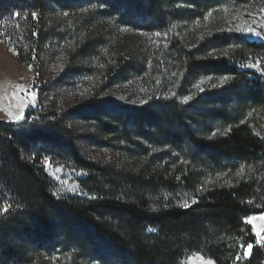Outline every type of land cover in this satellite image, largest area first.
<instances>
[{"label":"trees","instance_id":"1","mask_svg":"<svg viewBox=\"0 0 264 264\" xmlns=\"http://www.w3.org/2000/svg\"><path fill=\"white\" fill-rule=\"evenodd\" d=\"M185 1L192 18L218 0ZM77 5L79 13L64 16ZM165 9L173 19L184 15L167 0H0V39L18 63L33 69L38 91L19 123L0 122V264H186L192 255L214 264H264V245L245 222L264 214V138L252 119L263 108L264 84L241 79L234 124L208 138L186 126L171 130L173 120L180 121L178 128L189 119L174 103L153 99L105 113L113 102L102 94L127 72L150 88L142 78L146 61H135L139 52L127 60L110 55L108 19H117L115 27L120 20L133 25L146 19L145 27L169 31ZM100 22L105 26L98 29ZM68 38L73 60L63 69L64 80L86 73L98 82L88 97L62 107L53 95L54 82L43 79L41 58L48 45ZM193 44L172 48L190 78L219 71L240 76L225 57L236 62L250 49L264 54L263 46L235 35H207ZM206 46H234V52L219 56V64L201 56ZM88 57L101 68H87ZM247 108L256 110L251 118ZM78 118L93 119L96 133L79 136ZM184 143L192 148L177 155ZM44 161L77 173L81 194L58 195Z\"/></svg>","mask_w":264,"mask_h":264},{"label":"rangeland","instance_id":"2","mask_svg":"<svg viewBox=\"0 0 264 264\" xmlns=\"http://www.w3.org/2000/svg\"><path fill=\"white\" fill-rule=\"evenodd\" d=\"M167 3H170L172 10L184 14L173 19L170 17L172 11L164 10L163 19L168 22L169 31H167L168 29L161 31L163 27L158 26L145 27L146 19L135 21L133 25L126 24L128 21L125 19L124 21L120 20V23H117L119 27H115L117 19H111L112 17L108 19L107 26L109 25L108 27L113 29L110 38L105 39L113 47L110 55L119 54L118 56L127 60L130 55L139 52L135 61L138 64L141 63V59L146 61L147 67L142 78L149 80L150 88L143 87L137 73L127 72L126 75H123L122 80L116 81L110 89H106L102 94V100L111 99L110 101L113 103L110 104L117 106L108 103L105 113L113 111L114 107L116 110L120 109L118 106L127 110L132 109L155 99L158 101L157 104L174 103L177 108L184 110L185 118L191 119H187L185 125L181 123L178 128L180 121L173 120L175 125L171 128L172 131L178 129L180 132V129L184 131V128L188 127L198 136L207 138L224 134L229 129L228 124L230 122L234 124L236 104L239 103L234 95H239L244 91L243 81L264 84V54L250 49L247 50L248 53L244 58L236 62L234 59L225 57L227 65L231 68L235 67L236 73L240 76H234V73L228 72L224 74L219 71L215 73L218 75H199L196 78H190L186 77L181 70L177 63L178 59L172 53L175 48H172L179 47L178 45L181 44L188 47L194 46L193 42L202 41L207 35L221 34L235 35L247 43L264 47V0H252L245 3L232 2L231 0L213 1L203 10V13L192 18L187 17L191 8L185 0H167ZM74 10L76 12L67 11L64 16L71 15L73 17L74 14L80 12L81 5L74 7ZM102 26L105 25L100 22L98 29ZM157 33L160 35L157 36ZM116 36L120 37L115 38ZM171 43H173L172 46ZM71 44L69 38L62 44L55 41L46 47V54L41 58L43 79L46 82H54L53 95L62 107H70L74 103L82 101L84 97H88L87 94L97 90L94 85L98 81L86 73L73 76L71 79L67 77L64 80L63 69L67 65H72L73 60L70 59ZM227 50L234 52V46L227 47V49H209L206 46L202 49L201 56H211L219 63L217 58L225 54L227 56L230 53L229 51L227 53ZM86 60L87 68H91L93 71L95 68H101L100 65H97V59L92 60L88 57ZM201 91L205 93L200 94ZM37 93L33 69L18 63L15 52L8 47L5 41L0 39V122L19 123L29 103H32L37 97ZM48 99L51 98L48 97ZM261 102L263 108L257 116H253L256 112L254 108H247V115L250 116L249 118L253 116V121L256 120L255 122L260 124L264 138V97ZM217 111H221L223 118L212 117ZM103 121L106 122V120ZM74 126L77 130L76 133L86 138L95 134L98 129L96 122L89 118H78L75 120ZM181 139H184L183 136ZM183 145L176 147L178 148L175 150L177 155L179 154L177 150L192 148L188 143ZM83 146L89 147L87 143L86 145L84 143ZM93 150L96 149L93 148ZM100 151L98 150V152ZM171 151L173 150L171 149ZM101 154L105 155L106 153ZM225 163H222V167L227 168L228 165H224ZM44 167L49 178L56 185L58 195L78 196L81 194L76 184L79 175L73 170L51 166L47 161H44ZM228 171L230 170L226 169L224 175L228 174ZM261 217H264V214L249 217L252 222L248 224L252 228L257 243L264 245V219ZM186 264H214V262L200 255H192L187 259Z\"/></svg>","mask_w":264,"mask_h":264},{"label":"snow or ice","instance_id":"3","mask_svg":"<svg viewBox=\"0 0 264 264\" xmlns=\"http://www.w3.org/2000/svg\"><path fill=\"white\" fill-rule=\"evenodd\" d=\"M17 15H18V13H17ZM32 16H33V18H36L37 17V14L36 13H32ZM156 35L159 36L160 34L157 33ZM185 206H187V205H185ZM3 211H7V209L5 208V209H3ZM261 219H264V217H261ZM245 222L246 223H251L252 222V219L251 218H245ZM257 235H259V233H257Z\"/></svg>","mask_w":264,"mask_h":264}]
</instances>
